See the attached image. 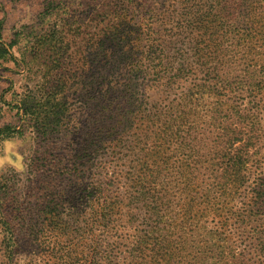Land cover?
<instances>
[{
	"label": "rangeland",
	"instance_id": "374dc122",
	"mask_svg": "<svg viewBox=\"0 0 264 264\" xmlns=\"http://www.w3.org/2000/svg\"><path fill=\"white\" fill-rule=\"evenodd\" d=\"M229 1L0 0V43L6 49L0 58V264H92L91 258L93 264H130V226L140 221L118 220L116 233L105 235L99 190L108 179L109 192L124 198V175L135 165L139 175L163 181L154 191L164 188V197L173 201L199 190L197 181L209 184L213 174L218 177L221 164H206L227 144L221 146L212 116L223 122L227 113L237 118L232 108L222 112L220 102L234 110L242 102L255 108L251 101L258 96L237 94L234 77L247 82L254 62L264 63V0L257 7L263 30L249 45L239 22L243 16L235 18L239 11ZM198 53L206 54L204 63L220 65L222 83L213 74L203 79L206 65L188 57ZM181 57L188 58L177 77ZM111 102L126 121L109 131L121 138L109 144L103 136ZM177 102L183 112L179 134L169 142L154 137V116L177 115ZM262 124L255 122L253 130L264 129ZM220 134L224 140L233 136ZM251 135L232 151L239 158L250 152L258 164L243 172L244 185L222 196L221 216L196 223L226 241L237 256L230 264H264L259 234L236 220L253 179L258 173L264 178V130L261 139ZM145 160L148 165H138ZM180 237L185 244L167 264L222 262L194 260L201 236ZM169 239L176 240L173 234ZM107 243L109 262L99 253ZM170 250L177 251L173 243Z\"/></svg>",
	"mask_w": 264,
	"mask_h": 264
},
{
	"label": "trees",
	"instance_id": "16d2710c",
	"mask_svg": "<svg viewBox=\"0 0 264 264\" xmlns=\"http://www.w3.org/2000/svg\"><path fill=\"white\" fill-rule=\"evenodd\" d=\"M261 0H230L229 3L239 11L238 15L243 16L239 20L240 24L243 25V31L247 34L248 45L250 41L256 38V35L259 34L263 28L261 23L262 15L257 8ZM0 32H1V21H0ZM6 49L4 45L0 43V58L4 56ZM206 56L203 54H194L188 56L194 61L199 62L203 65V58ZM188 57H181L180 66L176 68L177 77H181V72L184 71V66L186 64ZM201 60L202 62H200ZM264 60V59H263ZM206 68L204 70V80H209L211 74L214 75V78L217 79V83H222L221 75L219 73L220 65L214 66L213 62L208 60L206 63ZM252 70L246 72L249 75L247 82L242 81L236 75L234 77L236 86L239 89L236 92L239 95L246 94L245 96H258L257 98L253 97L251 103L255 104V108H248L242 106L244 102L239 104L241 109L234 110V105L229 106L224 102H220L222 112L227 111L232 108L234 114L237 115V118L231 116V114L224 115V122L219 121L215 116H212V119H215L214 125H218L217 136L220 139L221 146L223 147L227 144L223 153L217 152V156L211 157L206 165H211L214 162L215 165L221 164L218 170V177L213 174V178L210 180L209 184L205 181H197L195 187H199V190L194 192L186 191L184 196H181L178 200L170 201L164 197V188L160 190H155L154 187L162 186L163 181L158 182L156 176L153 175L145 177L144 175H139L137 170L135 171L136 166L130 165L133 169V173L124 175L123 185L125 186L124 198L119 199L118 196L113 192H109L107 186L112 185L113 181L108 179V182H105V186L101 187L99 190L100 193H103V207L101 208V213L99 214V220L102 221V228L105 232V235H109L113 232L114 225L113 223L118 220H123L128 223H131L133 220L140 221L135 226H130L133 229V234L130 236L131 240L127 247L126 257L129 259L130 264H167L168 260L171 259L172 255L174 257L179 250L182 249V244L185 242H180V235L182 237H191L199 234L201 239L197 241V246L200 248V253L193 258L198 260L200 258L220 260V264H230L233 260L237 259V256L233 254L229 247L226 244L224 239H220L217 236V232L213 230H206V227L201 225H196L199 220L204 218L207 219L210 215L221 216L222 208L218 205L222 199V196L226 194L227 189H235L238 186L244 185L246 176L244 173L249 172L253 164L257 165L258 161L252 159L250 152H246V155L242 158H239L237 155H233V149H239L235 147L237 142H242L244 139L248 138L247 134L250 133L251 138L261 139L260 133L264 129L257 128L253 130L255 122L262 127V122H264V63L254 62L252 65ZM167 66L163 72H169ZM243 72L242 69L239 70ZM139 72L142 73L143 69L139 68ZM199 85V84H198ZM198 85L196 87H198ZM191 89L186 91L189 92ZM107 109V115L105 119L104 132L106 136H103V143L111 144L115 139H121L118 137L117 132H109L113 129L125 126L123 123L126 121V116L124 113H121L116 110L114 103H109ZM181 106L180 102L176 103V113H166L160 115L157 113L154 116V137L159 138L164 141L165 138H168V142L172 141V136L179 134L183 119V116H180L183 112L177 110ZM170 108L175 109V106H170ZM256 120V121H255ZM226 124V125H224ZM230 131L232 137H229L228 140L222 138L221 133L228 134ZM109 132V133H108ZM257 132V135H255ZM158 144L154 142V147H158ZM229 145V146H228ZM244 148V146H241ZM241 157V156H240ZM148 165V162L142 161L138 163L139 166ZM213 164V165H214ZM215 169H212L213 172ZM216 172V171H215ZM244 172V173H243ZM205 175V174H204ZM264 178L261 174L253 179L250 189L248 191V203L244 205L242 212L236 214V220L244 226L253 227L252 232H256L259 235H256L258 240V247L263 252L264 255V238L260 236L261 221L264 220ZM151 182H156L155 186L151 185ZM190 185L194 184V180L189 179ZM180 179L177 180L178 186L180 189L184 188L181 185ZM189 185V186H190ZM100 189V188H99ZM156 189V188H155ZM229 190V191H230ZM96 198L94 194L90 197V201H94ZM219 201V202H217ZM119 205L124 206V211L122 212ZM173 206V210L169 207ZM213 207L209 211L204 210V207ZM135 210H138V214L135 213ZM214 213V214H213ZM237 213V212H235ZM234 213V214H235ZM94 217H98V214H93ZM173 220L172 222H170ZM188 220H191V223H187ZM184 221V222H183ZM187 225V226H186ZM172 230L173 232H170ZM116 233V231H115ZM113 232V234H115ZM190 233V234H189ZM175 236L176 240H170L169 236ZM170 243H173L176 247V252L172 253L170 250ZM91 255L95 257L98 253L96 248L91 247ZM102 252L105 262L112 261L110 253L111 244H105L104 249H99V253ZM225 254L227 255V262H224ZM242 257V256H241ZM91 263L93 264V258H91ZM234 263V262H233ZM54 264H70L65 260H59Z\"/></svg>",
	"mask_w": 264,
	"mask_h": 264
}]
</instances>
